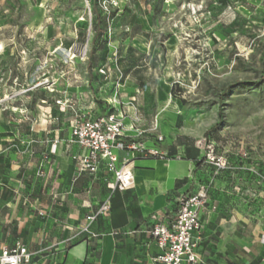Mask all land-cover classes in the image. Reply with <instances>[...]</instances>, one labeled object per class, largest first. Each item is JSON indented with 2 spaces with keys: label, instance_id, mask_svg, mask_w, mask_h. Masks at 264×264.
Returning a JSON list of instances; mask_svg holds the SVG:
<instances>
[{
  "label": "rangeland",
  "instance_id": "1",
  "mask_svg": "<svg viewBox=\"0 0 264 264\" xmlns=\"http://www.w3.org/2000/svg\"><path fill=\"white\" fill-rule=\"evenodd\" d=\"M113 95L129 114L175 111L200 154L189 188L263 239L264 0H0V249L20 240L37 264L56 242L54 264L85 253L78 225L100 193L47 149L79 117L117 113Z\"/></svg>",
  "mask_w": 264,
  "mask_h": 264
},
{
  "label": "crops",
  "instance_id": "2",
  "mask_svg": "<svg viewBox=\"0 0 264 264\" xmlns=\"http://www.w3.org/2000/svg\"><path fill=\"white\" fill-rule=\"evenodd\" d=\"M102 108L97 110V115L91 117L105 115L106 109ZM154 118L155 115L144 111L142 126L145 129L150 128ZM177 119L175 111L166 112L162 116L158 114V133L164 141L157 146L162 152H168L170 159L151 158L140 153L131 154L129 158L134 174L133 188L126 192H117L119 195L115 193L110 217L104 222L98 220L90 226L92 234L87 238L85 253L70 252L61 264H159L156 259L160 250L151 236V231L154 225L172 216L169 214L171 192L190 194L195 191L189 188L188 182L195 162L188 156L193 155L195 151L186 149L189 136L186 129L178 130ZM70 139L71 132L66 142L53 140L47 149L48 157L59 162L65 161L66 156H69L68 165L75 166L72 156L77 154L79 149L69 143ZM177 140L180 144L173 146ZM56 141L58 145L55 152H52ZM153 142L150 138L148 145L152 146ZM167 142L169 145L166 146ZM177 155L181 158L174 160ZM79 181L88 184L90 192L95 188L94 191L100 193L92 204L86 203L87 207L96 211L110 194L109 191H102V187L109 188L103 175L99 174L97 178L83 177ZM78 216L79 213L76 217ZM84 217L82 215L79 228L86 227L83 221L87 217ZM254 227H246L234 219L220 217L213 213L208 205L203 215L198 264H264V237L259 239ZM51 237L58 239L55 232H52ZM18 241L20 240L15 243ZM90 244H99L98 252L94 255L88 253L87 247ZM55 245L57 248L50 257L51 264L61 256L62 243L56 242Z\"/></svg>",
  "mask_w": 264,
  "mask_h": 264
},
{
  "label": "built area",
  "instance_id": "3",
  "mask_svg": "<svg viewBox=\"0 0 264 264\" xmlns=\"http://www.w3.org/2000/svg\"><path fill=\"white\" fill-rule=\"evenodd\" d=\"M106 75L104 70L100 71ZM131 114L119 103L117 113L103 106L106 114L100 117H79L71 129L69 143L78 147L79 152L72 156L75 162V180L83 177L97 178L102 174L110 195L101 203L93 214L87 217L85 232L92 234L90 226L100 218L112 212V199L116 192H126L134 185V174L131 168L130 155L140 153L147 157L169 159L168 152H162L158 144L164 139L158 133V115L152 126H142V115L135 102L130 104ZM150 138L153 139L149 146ZM58 142H54L53 148ZM216 145L210 142L207 146V158L210 163H217L220 169L225 168L223 158L215 156ZM53 150V149H52ZM116 152H119L117 154ZM180 157V155H177ZM172 215L154 225L151 236L160 250L156 262L159 264H198L200 263L199 247L203 229V215L208 207L205 192L193 191L190 194L173 191L169 195ZM0 264H35L34 256L22 242L0 250Z\"/></svg>",
  "mask_w": 264,
  "mask_h": 264
},
{
  "label": "trees",
  "instance_id": "4",
  "mask_svg": "<svg viewBox=\"0 0 264 264\" xmlns=\"http://www.w3.org/2000/svg\"><path fill=\"white\" fill-rule=\"evenodd\" d=\"M103 30H101L99 27L97 29V32H96V39L101 37L103 35ZM217 129V126L213 128V130ZM200 154H199V150H195V153L193 155H190L188 156L190 159H192L193 161L197 162L198 161V158H199ZM116 195H119V193L116 192ZM103 218H100L98 220H101ZM97 220V221H98Z\"/></svg>",
  "mask_w": 264,
  "mask_h": 264
},
{
  "label": "bare ground",
  "instance_id": "5",
  "mask_svg": "<svg viewBox=\"0 0 264 264\" xmlns=\"http://www.w3.org/2000/svg\"><path fill=\"white\" fill-rule=\"evenodd\" d=\"M110 103L111 105H114L115 107H118L119 106V102L117 101L115 95H113L111 98H110ZM171 133V132H170Z\"/></svg>",
  "mask_w": 264,
  "mask_h": 264
}]
</instances>
